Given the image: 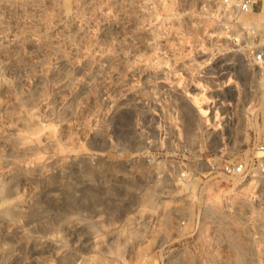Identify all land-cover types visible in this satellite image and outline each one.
Instances as JSON below:
<instances>
[{
	"label": "rangeland",
	"instance_id": "obj_1",
	"mask_svg": "<svg viewBox=\"0 0 264 264\" xmlns=\"http://www.w3.org/2000/svg\"><path fill=\"white\" fill-rule=\"evenodd\" d=\"M215 1L0 0V92L24 127L0 141V262L264 264V246L255 260L238 245L226 260L175 261V214L190 204L177 205L182 181L156 177L160 167L199 172L204 149H171L153 165L158 147L146 145L163 126L176 139L178 120L202 132L213 124L202 110L216 101L231 104L244 138L231 152L264 144V63L253 59L264 13L223 12ZM33 99L52 149L27 132ZM51 160L61 164L54 178ZM60 220L81 223L78 235L57 226L53 237ZM55 245L64 259L54 260Z\"/></svg>",
	"mask_w": 264,
	"mask_h": 264
},
{
	"label": "built area",
	"instance_id": "obj_2",
	"mask_svg": "<svg viewBox=\"0 0 264 264\" xmlns=\"http://www.w3.org/2000/svg\"><path fill=\"white\" fill-rule=\"evenodd\" d=\"M258 2L215 1L222 11L238 10L251 15L259 11ZM253 59L264 63V49L258 50ZM227 107L231 104L212 102L205 119L212 120L213 124H206L202 132L187 130L178 120L174 128L176 139H171L168 134L171 128L168 127L167 132L165 126L157 135L147 138L148 149L158 147L157 154L149 152L153 165L171 149L191 155L196 154L195 149H204L200 152V160L205 168H200L199 172L188 174L178 166L160 167L161 175L156 177L158 183L166 179L182 181V189L175 195L177 205L190 204L188 212L175 214L176 262L229 259L228 237L231 235L246 241L253 253L250 259L261 257L259 252L264 246V217L261 216L264 212V144L248 146L251 152L245 157L231 152L244 148L245 142L240 127L234 124V113L227 111ZM203 157L206 158L204 162ZM162 197L168 198L169 194L163 193Z\"/></svg>",
	"mask_w": 264,
	"mask_h": 264
},
{
	"label": "bare ground",
	"instance_id": "obj_3",
	"mask_svg": "<svg viewBox=\"0 0 264 264\" xmlns=\"http://www.w3.org/2000/svg\"><path fill=\"white\" fill-rule=\"evenodd\" d=\"M41 3V2H40ZM87 3V2H86ZM205 7V6H204ZM207 7H209V5H207ZM224 12V11H223ZM236 14H243L242 12L238 11V10H235ZM261 13H264V9H262V11L258 14H255V15H260ZM248 29H252V27H248ZM79 64V63H78ZM19 67V66H18ZM19 69V68H18ZM22 69V68H21ZM80 69V68H79ZM19 72H22V71H19ZM20 74V73H19ZM19 76V75H18ZM24 81H25V77L23 78ZM30 87V86H29ZM27 96V95H26ZM31 96V95H30ZM14 103V102H13ZM26 107L27 109L29 110L30 112V117H31V120H30V125L28 126L27 128V132L30 131V132H34L36 130H38V133L40 131V137H39V141L41 143V147L45 148V149H52L53 148V142H52V139H51V128L49 125H40L39 123L36 122V116H37V111L40 110V108L37 109L36 111V108L40 105H42V100L41 99H38V100H29L26 102ZM24 105V106H25ZM63 108V106H61ZM18 109V106L16 104H12V103H6L4 102V93H1L0 92V119L1 118H4L3 122H0L2 123L1 127H0V130H2L8 137H0V141H6L7 138H12V137H17L20 133H22L21 131L22 127L20 125V122H18V120H16V118L14 117V114L15 112L17 111ZM199 113V112H198ZM202 113H207L206 111H203L202 110ZM205 115V114H204ZM202 116V115H201ZM203 118V117H201ZM2 120V119H1ZM26 127V126H25ZM52 127V126H51ZM26 132V131H25ZM34 136V135H33ZM54 136V135H53ZM26 137V136H25ZM29 137V136H28ZM16 139V138H15ZM6 143V142H5ZM31 148L30 147H27L25 146L24 150H30ZM54 150V149H53ZM52 161V160H51ZM60 161L59 160H56V161H52L50 162V165L52 166L53 170L51 171V176H53V178L55 177L54 175H58L60 173V170L59 167H58V164ZM38 165V164H37ZM61 165V164H60ZM59 165V166H60ZM61 168V167H60ZM11 173L13 171H10ZM9 175V174H8ZM51 178V177H50ZM52 178V179H53ZM51 182V180H49ZM54 182V181H53ZM55 192V191H54ZM56 193V192H55ZM52 198H53V201L56 203L57 200H58V197L56 195H54V193H52ZM3 204V203H2ZM20 206V205H19ZM6 213V212H5ZM62 220H60L59 222L57 221H54L53 222V229H52V236L54 237V234L57 233L56 232V227L58 226L60 228V230H62V234L66 235L67 237H74L76 235H78L79 231H80V224L79 222H74V223H69V221L67 222H61ZM79 221V220H78ZM61 225V227L59 226ZM60 232V231H59ZM58 234V233H57ZM51 235V234H50ZM61 235V234H59ZM63 235V237L65 238V236ZM49 236V235H48ZM57 239V238H56ZM74 239V238H73ZM79 239V238H78ZM82 239V238H81ZM61 239L60 238V242H61ZM68 240V239H67ZM80 240V239H79ZM75 240H73L74 242ZM56 242V241H55ZM77 242V241H76ZM60 244V243H59ZM78 244V243H77ZM229 244L230 245H238V246H245V247H249L246 245V241L243 239H239V238H236L235 236H229ZM54 245V244H53ZM58 245V243H57ZM57 245H55V251H53V258L54 260H62L64 259L63 257V253L60 252V249L61 247H58ZM96 245V240H93L92 243H91V246L94 248ZM65 256V255H64ZM52 258V259H53ZM239 260H241V258H237ZM1 260H2V257H1ZM4 260V259H3ZM243 260V259H242ZM79 262V261H78ZM0 264H5V262H0ZM80 264V263H79ZM83 264V263H82Z\"/></svg>",
	"mask_w": 264,
	"mask_h": 264
}]
</instances>
